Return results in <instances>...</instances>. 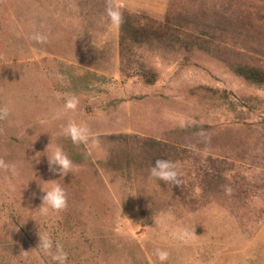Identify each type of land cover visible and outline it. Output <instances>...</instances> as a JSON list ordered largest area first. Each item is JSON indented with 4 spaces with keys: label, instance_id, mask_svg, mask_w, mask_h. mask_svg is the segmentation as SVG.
<instances>
[{
    "label": "rangeland",
    "instance_id": "obj_1",
    "mask_svg": "<svg viewBox=\"0 0 264 264\" xmlns=\"http://www.w3.org/2000/svg\"><path fill=\"white\" fill-rule=\"evenodd\" d=\"M2 107L0 264H264V0H0Z\"/></svg>",
    "mask_w": 264,
    "mask_h": 264
},
{
    "label": "clouds",
    "instance_id": "obj_2",
    "mask_svg": "<svg viewBox=\"0 0 264 264\" xmlns=\"http://www.w3.org/2000/svg\"><path fill=\"white\" fill-rule=\"evenodd\" d=\"M10 112L8 107L0 108V118L6 117ZM65 134L71 135V138L76 143H87L89 135L86 125H71L66 130ZM44 156L47 157V162L49 165V170L53 173H59L60 177L65 176L68 173H74L76 170V165L73 160L63 151L59 146L50 153H46ZM181 168L182 166L175 161L168 159H157L151 166L150 174L152 177L156 178L159 181H164L167 184L171 183L173 185H178L181 177ZM15 170V166H13ZM44 195L41 197L42 206L45 208H52L55 210H61L67 205V193L63 186L60 184H54L49 189H42ZM44 249L50 250L52 248V241L50 238L41 240ZM39 243V244H40ZM59 251V249H58ZM160 259L166 260L168 253L167 252H158ZM65 254L60 252L59 255L53 257L54 260L63 261Z\"/></svg>",
    "mask_w": 264,
    "mask_h": 264
}]
</instances>
